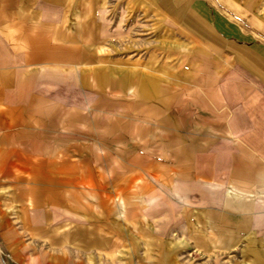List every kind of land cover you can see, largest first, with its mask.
Masks as SVG:
<instances>
[{
	"label": "rangeland",
	"instance_id": "obj_1",
	"mask_svg": "<svg viewBox=\"0 0 264 264\" xmlns=\"http://www.w3.org/2000/svg\"><path fill=\"white\" fill-rule=\"evenodd\" d=\"M169 1L0 0V264H264V0Z\"/></svg>",
	"mask_w": 264,
	"mask_h": 264
},
{
	"label": "crops",
	"instance_id": "obj_2",
	"mask_svg": "<svg viewBox=\"0 0 264 264\" xmlns=\"http://www.w3.org/2000/svg\"><path fill=\"white\" fill-rule=\"evenodd\" d=\"M169 2L171 4L166 6V9H168L171 12V14H173L175 17L182 16L185 11H188L192 16H195V17H197L200 14H205L203 7H202L203 3L200 0H173V1H169ZM224 4L228 8H231L227 3L224 2ZM231 9H233V8H231ZM104 24L105 23L103 22L102 19H96L93 21L91 20L87 23V25H89V29L91 31H95L94 34H91L92 32H90V36L88 37V39L91 42L95 43V42L102 41V39L104 37L103 31H102V29L105 28ZM88 47H91V46H88ZM88 47H86L85 50ZM253 52L264 62V50L254 49ZM85 61L87 63H91L94 61V57L93 56H85ZM106 78H107V76H105V75H100V77H98L96 88L100 89L99 90L100 93L102 92L101 89H103V86H104L103 82L104 81H107V84H108L104 87L109 88V81ZM129 79H130V77H125V78H121L120 80H118L116 83L117 89L119 91L124 90L126 88V84L128 82H130L132 84L133 79H130V80Z\"/></svg>",
	"mask_w": 264,
	"mask_h": 264
}]
</instances>
